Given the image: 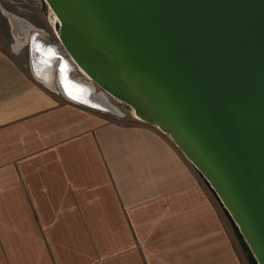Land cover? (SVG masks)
I'll use <instances>...</instances> for the list:
<instances>
[{
  "label": "water",
  "instance_id": "1",
  "mask_svg": "<svg viewBox=\"0 0 264 264\" xmlns=\"http://www.w3.org/2000/svg\"><path fill=\"white\" fill-rule=\"evenodd\" d=\"M40 2L55 38L11 17L33 77L109 112L98 86L168 135L264 264V0Z\"/></svg>",
  "mask_w": 264,
  "mask_h": 264
},
{
  "label": "crops",
  "instance_id": "2",
  "mask_svg": "<svg viewBox=\"0 0 264 264\" xmlns=\"http://www.w3.org/2000/svg\"><path fill=\"white\" fill-rule=\"evenodd\" d=\"M0 264H248L193 164L0 48Z\"/></svg>",
  "mask_w": 264,
  "mask_h": 264
},
{
  "label": "rangeland",
  "instance_id": "3",
  "mask_svg": "<svg viewBox=\"0 0 264 264\" xmlns=\"http://www.w3.org/2000/svg\"><path fill=\"white\" fill-rule=\"evenodd\" d=\"M51 13L52 12L50 10H44L41 7L40 0H0V48L11 53L14 59H17L21 64L22 63L25 64L26 68H28L31 75L32 73H31L30 66H29V55H28L27 45L17 44L15 35L14 33H12L13 28H12L11 17H14L17 21L22 22V24L26 23L30 25V27L28 28L29 32L32 29L37 28L39 30H42L45 34H47L51 38H55L56 31L54 28V24H52L53 18L51 16L52 15ZM22 24L20 25L22 26ZM20 28L24 29L23 27H20ZM95 88H96V92H101L105 94L108 101L117 107L119 115L113 114L110 112H103V113L98 112V111L96 112L104 114L109 118H116V119H122V120L123 119L124 120L134 119V120L140 121L137 117L132 116V114L129 113L121 104H119V102L114 97L105 93L98 86H95ZM52 91L56 92L60 97L64 98L57 89L52 90ZM209 193L211 194L210 191ZM221 218H222L223 226L225 225L226 227L233 229L228 219L224 215L222 209H221ZM236 242H237V248H238L239 255L242 257L244 261L248 263L245 253L243 251L242 245L237 235H236Z\"/></svg>",
  "mask_w": 264,
  "mask_h": 264
},
{
  "label": "bare ground",
  "instance_id": "4",
  "mask_svg": "<svg viewBox=\"0 0 264 264\" xmlns=\"http://www.w3.org/2000/svg\"><path fill=\"white\" fill-rule=\"evenodd\" d=\"M52 15V24H54L55 23V21H56V16L53 14V13H51ZM12 27H13V29L14 28H18L20 31L22 30L20 27H22L21 25H15V24H13L12 23ZM14 35H15V33H14ZM15 39L16 40H18L17 39V37L15 36ZM22 43V42H21ZM39 68H40V70L43 68V64H41L40 66H39ZM105 98H106V96H105V94H102ZM107 99V98H106ZM105 101V100H104ZM103 105L109 110V112H113V113H119L118 112V110H117V107L115 106V105H113V104H111L109 101H108V99L103 103Z\"/></svg>",
  "mask_w": 264,
  "mask_h": 264
},
{
  "label": "flooded vegetation",
  "instance_id": "5",
  "mask_svg": "<svg viewBox=\"0 0 264 264\" xmlns=\"http://www.w3.org/2000/svg\"><path fill=\"white\" fill-rule=\"evenodd\" d=\"M14 32H15V36H16L17 39H18V40H17V44H18V45H22L21 40H20L19 36L17 35V34L20 32V30H19L18 28H14ZM17 44H16V45H17ZM18 45H17V46H18Z\"/></svg>",
  "mask_w": 264,
  "mask_h": 264
}]
</instances>
